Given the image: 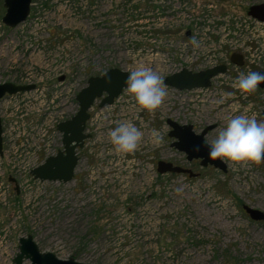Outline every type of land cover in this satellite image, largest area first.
Listing matches in <instances>:
<instances>
[{
  "label": "rangeland",
  "instance_id": "rangeland-1",
  "mask_svg": "<svg viewBox=\"0 0 264 264\" xmlns=\"http://www.w3.org/2000/svg\"><path fill=\"white\" fill-rule=\"evenodd\" d=\"M204 1L217 3L222 14L241 15L264 3L198 0ZM130 2L33 0L29 20L15 29L4 26L0 84H35L36 89L0 100V118L3 129L29 142L33 168L63 150L57 126L77 114V96L93 76L112 68L130 73L143 64L165 79L183 68L205 70L214 61L226 64L228 71L208 89L188 92L166 86L164 104L154 112L139 109L126 90L113 105L100 108L98 100L87 122L92 137L78 150L75 178L67 184L16 172L3 138L0 264H14L19 240L29 235L42 253L84 264H264V222L253 221L244 211L249 206L264 212V163L226 162L223 172L188 162L172 147L167 124L172 119L193 125L197 133L216 125L206 136L211 145L227 119L246 109L247 115L264 121V90L242 94L233 87L244 66L240 69L230 58L241 52L217 49L211 59L187 66L176 49L152 50L146 23L130 18ZM93 7L106 17V26L94 22ZM5 13L0 0V19ZM155 37L185 39L181 28L157 31ZM127 120L144 138L134 154H117L108 131ZM153 131L160 133L161 143L154 142ZM160 160L189 168L196 176L161 175Z\"/></svg>",
  "mask_w": 264,
  "mask_h": 264
},
{
  "label": "water",
  "instance_id": "water-1",
  "mask_svg": "<svg viewBox=\"0 0 264 264\" xmlns=\"http://www.w3.org/2000/svg\"><path fill=\"white\" fill-rule=\"evenodd\" d=\"M33 0H4L6 9L2 21L6 27L15 29L24 23L31 13ZM248 15L264 22V3L254 5L250 8ZM231 63L237 67H243L244 56L240 53L231 55ZM228 66L225 64L201 70L198 72L188 68L167 76L164 83L167 87L178 91H194L208 89L212 85L214 78L226 74ZM264 75V72H260ZM129 73L118 68H112L101 76H93L88 80V84L83 88L78 96L79 111L70 120L59 123L57 129L63 134V150L57 155L48 157L40 166L34 168L31 175L40 182H58L67 184L74 180L75 172L79 163L78 150L83 148L86 140L91 138L86 134V125L91 115L90 110L94 104L100 100V108L113 105L115 101L126 90V80ZM64 77L60 81H64ZM264 90V83L258 86ZM36 89L35 84L17 85L14 83L0 84V100L6 96H13L20 93L31 92ZM264 115V111H263ZM167 124L171 130L169 137L174 139L172 147L187 156V161L200 160L202 167L213 166L223 172L227 171V164L222 159L211 160L209 158V146L206 136L216 129V125L207 126L201 133L194 130L193 125H181L178 122L168 119ZM0 157H4L3 149V123L0 118ZM159 174L188 175L196 176L189 168L175 165L172 162L160 160L157 164ZM10 182L16 183L15 178H10ZM19 193V187H16ZM244 211L253 221L264 222V212L249 206H244ZM29 262V263H27ZM14 264H84L75 259H59L53 253H42L34 238L29 235L19 240V252L14 258Z\"/></svg>",
  "mask_w": 264,
  "mask_h": 264
},
{
  "label": "built area",
  "instance_id": "built-area-1",
  "mask_svg": "<svg viewBox=\"0 0 264 264\" xmlns=\"http://www.w3.org/2000/svg\"><path fill=\"white\" fill-rule=\"evenodd\" d=\"M142 5L147 6L142 8ZM96 7H93L92 13L94 22L99 26H106V17L102 16ZM129 8L130 18L140 17L141 21L146 23L145 34L152 50L176 49L180 52L181 58H184V63L191 66L207 58L211 59L209 56L211 52L227 48L230 51L241 52L244 56L243 74L247 75L253 68L264 70V22L249 15L236 12L222 14L217 3L211 1L199 3L198 0H131ZM117 11L119 12V9ZM4 26L0 19V40L5 35ZM178 28L182 29L185 38L181 41H162L155 37L157 31ZM192 37L199 41V47L192 46L190 43ZM74 58L73 56L68 60L66 66ZM217 64L218 62L214 61L211 66ZM20 137H17L18 140L13 137L10 129L3 131V138L11 149L12 168L21 174L30 175L34 166L32 167L30 163L29 142L26 139L20 140Z\"/></svg>",
  "mask_w": 264,
  "mask_h": 264
},
{
  "label": "clouds",
  "instance_id": "clouds-1",
  "mask_svg": "<svg viewBox=\"0 0 264 264\" xmlns=\"http://www.w3.org/2000/svg\"><path fill=\"white\" fill-rule=\"evenodd\" d=\"M190 43L199 47V41L192 37ZM129 55H132L130 52ZM264 83V75L250 71L241 73L233 82V87L242 94L254 93ZM126 91L141 110L154 112L160 108L168 95L164 78L146 65H138L130 71L126 80ZM244 113L227 119L209 146V158L222 159L232 163H264V121L253 114ZM154 142L159 144L162 137L153 131ZM108 138L117 154H134L140 147L144 133L131 120L120 121L108 131Z\"/></svg>",
  "mask_w": 264,
  "mask_h": 264
},
{
  "label": "flooded vegetation",
  "instance_id": "flooded-vegetation-1",
  "mask_svg": "<svg viewBox=\"0 0 264 264\" xmlns=\"http://www.w3.org/2000/svg\"><path fill=\"white\" fill-rule=\"evenodd\" d=\"M99 106H100V103H99ZM91 115V114H90ZM170 127V126H169ZM195 130V129H194ZM196 132V131H195ZM86 134H89V133H87V125H86ZM91 135V134H90ZM91 137H92V135H91ZM87 141V140H86ZM86 143V142H85ZM85 146V145H84ZM84 148V147H83ZM82 149V148H81ZM175 149V148H174ZM80 150V149H79ZM179 152V151H178ZM181 153V152H180ZM195 161V160H194ZM197 162H201L200 160H196ZM167 162H170V161H167ZM173 163V162H172ZM175 164V163H174ZM176 165V164H175ZM184 168H186V167H184ZM75 178V177H74Z\"/></svg>",
  "mask_w": 264,
  "mask_h": 264
},
{
  "label": "trees",
  "instance_id": "trees-1",
  "mask_svg": "<svg viewBox=\"0 0 264 264\" xmlns=\"http://www.w3.org/2000/svg\"><path fill=\"white\" fill-rule=\"evenodd\" d=\"M7 28V27H6Z\"/></svg>",
  "mask_w": 264,
  "mask_h": 264
}]
</instances>
